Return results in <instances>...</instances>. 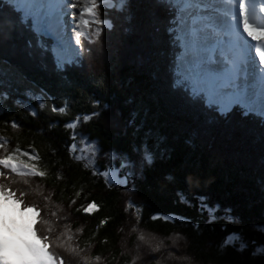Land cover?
Here are the masks:
<instances>
[{
	"label": "trees",
	"instance_id": "obj_1",
	"mask_svg": "<svg viewBox=\"0 0 264 264\" xmlns=\"http://www.w3.org/2000/svg\"><path fill=\"white\" fill-rule=\"evenodd\" d=\"M108 14L114 29L102 33V48L90 46L82 37L85 47H93V54L84 57L82 68L66 74L56 73L53 54L41 56L35 37L23 27L0 34V60L7 62L0 64V92L9 97H0V136L7 139L9 149L34 148L41 157L39 166L49 173L44 180L29 178V185L17 178L11 186L25 190L27 200L38 204L45 217L51 209L50 223L62 241L67 239V224L74 237L67 243L87 248L91 264H132L138 249L141 258L136 264H264V256L252 255L258 246H264L261 119H242L237 110L225 120L172 89L166 14L153 0H134L131 13L112 10ZM8 15L5 7L0 18ZM62 75L72 82L70 87ZM42 96L48 105L53 103L51 97L57 106L66 101L67 113L56 116L49 108L40 109ZM96 101L101 108L109 105L108 110L78 131L87 140L98 141L103 152L115 149L135 159L133 147L141 145L148 128L154 130L150 147L157 136L165 137L159 149L163 159L158 158L143 176L137 174L132 190L106 187L102 177H93L91 169L73 160L65 147L73 142L65 122L90 114ZM22 103L39 115L33 116ZM131 120L135 125L129 126ZM12 121L21 127L11 128ZM142 123L144 127L135 133ZM100 157L99 165L104 167L107 158L103 153ZM190 175L198 178L199 186L185 182ZM11 179H0V183ZM181 194L191 206L180 202ZM202 196L207 198V208L201 206ZM91 201L98 205L93 214L77 211ZM130 201L134 202L131 208ZM217 207L215 219L210 220ZM152 215L171 218L153 221ZM177 217L186 220L180 222ZM104 220L106 224L101 223ZM140 232L163 240L164 249L149 254L148 246L138 239ZM232 234L242 238L246 250H236L239 240L235 247L225 246ZM173 236L183 237L177 247L171 246ZM61 251L68 264H85L70 248ZM170 252L187 259H169Z\"/></svg>",
	"mask_w": 264,
	"mask_h": 264
},
{
	"label": "snow or ice",
	"instance_id": "obj_2",
	"mask_svg": "<svg viewBox=\"0 0 264 264\" xmlns=\"http://www.w3.org/2000/svg\"><path fill=\"white\" fill-rule=\"evenodd\" d=\"M133 2L134 0H0V12L5 7L9 10L7 19L0 18V34L5 30L16 31L23 27L35 37L36 48L41 56L49 52L53 54L56 73L66 74L72 69L82 68L84 57L93 54V47H85L82 37L90 46L100 45L102 48V33L114 29V24L103 18L102 10L114 8L118 12L131 13ZM153 2L166 14L165 35L168 37V71L172 77V89L182 93L190 103L202 105L225 120L234 111L239 110L242 119L259 118L264 126V16L257 15V4L252 0ZM258 7L259 12L264 13V0H261ZM127 19H132L130 14ZM92 25L95 26L94 30L86 35L85 29H90ZM73 40L75 48L72 47ZM29 47H32L31 41ZM61 52L64 55H61ZM4 63L7 62L0 60V64ZM61 78L71 86L72 82L68 81L66 76L62 75ZM0 97L9 98L2 92ZM51 99L53 103L48 105L42 96L41 100L44 102L39 103V108H49L56 116L65 115L68 111L67 102L65 101L63 106H57L55 97ZM92 108L90 114L77 115L74 120L65 122L64 127L71 132L70 139L73 141L70 145L65 144V147L72 154L73 160L82 162L86 170L91 168L93 177H102L106 187L114 186L113 172L116 173L120 185H127L130 178L137 174L143 176L146 170L155 166L158 158L163 159L159 149L165 137L157 136L155 143L150 147L149 140L154 136L152 128L144 132L141 145L133 147L135 159L128 153H120L115 149L103 152L98 141H89L83 132L78 131L82 125L99 119L102 112L108 110L109 105L105 104L101 108L100 102L96 101ZM32 115L38 116L39 113L33 109ZM7 123L4 122L3 126H7ZM55 124H59V121ZM132 125H135V120L129 121V126ZM10 126L13 129L21 127L16 121H12ZM143 127V123L136 126L135 133H139ZM78 138L82 143L90 145L82 150L89 153L87 157L76 155ZM8 143L5 137L0 136V150L4 152L0 155V179L7 181L9 176L12 178L10 182L0 183V240L5 242L6 247L19 249H23L25 243L30 242L35 247L42 248L54 264H68L63 255L64 251L61 250L70 248L85 264H91L87 248L67 243L68 240H74L67 224L64 226L67 239L62 241L57 236L56 228L50 223L51 209L47 210L48 215L45 217L38 204L27 200L25 190L13 189L11 185L17 178H20L24 185H29V178L44 180L49 173L39 166L41 157L36 154L34 148L31 151H22L19 146L9 149ZM102 153L108 161L104 167L98 162ZM185 182L194 187L199 186L195 175L188 176ZM75 195L79 197L80 192ZM199 199L201 206L207 208L204 203L207 198L202 196ZM180 202L191 206L182 194ZM71 203L75 204L76 201L72 200ZM133 203L130 201L128 207L131 208ZM97 209V203L91 201L77 211H82L87 216ZM216 210L218 207L210 213V220L215 219ZM170 218L167 215L151 216L153 221L163 219L168 222ZM138 219H142V214ZM177 219L180 222L186 220L185 217ZM101 223L106 224L107 221ZM45 225H48L47 230ZM132 231L136 232L138 229L133 228ZM138 239L148 246L149 254L161 252L165 247L163 240L151 234L140 232ZM170 239L171 246L177 247L178 241L183 237L173 236ZM237 240L241 243L236 250H246L247 244L243 243L237 234L226 238L225 246L231 244L235 247ZM252 255L264 256V246H258ZM140 258L138 249L132 264H136ZM168 258L181 262L187 259L171 252L168 253ZM99 259L97 256L96 260Z\"/></svg>",
	"mask_w": 264,
	"mask_h": 264
},
{
	"label": "rangeland",
	"instance_id": "obj_3",
	"mask_svg": "<svg viewBox=\"0 0 264 264\" xmlns=\"http://www.w3.org/2000/svg\"><path fill=\"white\" fill-rule=\"evenodd\" d=\"M258 3H260V2H258ZM258 8H257V14H258V16H264V13L259 14V12H258L259 9ZM112 10H115V9L114 8H104L102 10V12H103V18L106 19V20H109L108 19V16H109L108 13L110 11H112ZM94 27L95 26H93V27L91 26L90 29H93L94 30ZM90 29H85V34L86 35H89L88 34L89 33L88 31ZM72 47L75 48V42H74V40L72 41ZM61 55H64V53L61 52ZM21 105L26 110H28L30 112L32 111L31 110V107L28 104L22 103ZM256 106L258 107V104ZM78 146H79V149L77 150V155H81L82 154V155H84V156L87 157L89 155V153L87 151H82V150L88 148L90 145L87 144V143H82L79 140ZM100 158L101 157L99 156L98 162H101V159ZM107 163H108V161L106 162V164ZM106 164H104V165H106ZM89 169H91V168L89 167ZM120 175L123 176V173H121ZM137 178H138L137 176H134V177L130 178L129 184H127V185H120L119 184V181L116 178V173L113 172L112 173V182H113V185H114L113 187H128V186H131L137 180ZM25 246L28 249V255L25 256L24 261H23L25 264H52V262L50 261V259L47 258V256L45 255V253H44V251H43L42 248H37L34 245H32L30 242L25 243ZM4 252L5 251H4V249H3V247L1 246V243H0V264H13L14 261L12 260V258L9 255H8L9 256L8 257L6 255V253H4Z\"/></svg>",
	"mask_w": 264,
	"mask_h": 264
},
{
	"label": "bare ground",
	"instance_id": "obj_4",
	"mask_svg": "<svg viewBox=\"0 0 264 264\" xmlns=\"http://www.w3.org/2000/svg\"><path fill=\"white\" fill-rule=\"evenodd\" d=\"M252 2L257 4V8H258V5H259L258 2H261V0H257V1L252 0ZM259 14H262V13L259 12ZM0 243H1V246L3 247V249L5 251L4 253H6L7 256L9 255L12 258V260L14 261L13 264H25L23 261H24L25 256L28 255V249L26 248L25 245H24L23 249H19V248H12L10 246L6 247L5 242L3 240H0Z\"/></svg>",
	"mask_w": 264,
	"mask_h": 264
},
{
	"label": "water",
	"instance_id": "obj_5",
	"mask_svg": "<svg viewBox=\"0 0 264 264\" xmlns=\"http://www.w3.org/2000/svg\"><path fill=\"white\" fill-rule=\"evenodd\" d=\"M31 110H33V109H31ZM31 112H32V111H31ZM133 188H134L133 185L128 186V187H120L121 190H132Z\"/></svg>",
	"mask_w": 264,
	"mask_h": 264
}]
</instances>
